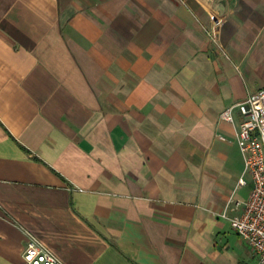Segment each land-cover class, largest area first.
<instances>
[{
	"label": "crops",
	"instance_id": "crops-1",
	"mask_svg": "<svg viewBox=\"0 0 264 264\" xmlns=\"http://www.w3.org/2000/svg\"><path fill=\"white\" fill-rule=\"evenodd\" d=\"M261 89L264 0H0V264H255L219 115Z\"/></svg>",
	"mask_w": 264,
	"mask_h": 264
},
{
	"label": "built area",
	"instance_id": "built-area-1",
	"mask_svg": "<svg viewBox=\"0 0 264 264\" xmlns=\"http://www.w3.org/2000/svg\"><path fill=\"white\" fill-rule=\"evenodd\" d=\"M233 109L241 120L234 136L242 156L244 171L236 188L246 185L244 175L251 181L245 203L228 199L221 217L228 219L227 210L241 208L239 216L229 218L231 229L246 243L255 264H264V89L249 93L241 102L226 108L219 115L221 121L234 122ZM24 264H65L45 245L30 236L22 254Z\"/></svg>",
	"mask_w": 264,
	"mask_h": 264
},
{
	"label": "rangeland",
	"instance_id": "rangeland-1",
	"mask_svg": "<svg viewBox=\"0 0 264 264\" xmlns=\"http://www.w3.org/2000/svg\"><path fill=\"white\" fill-rule=\"evenodd\" d=\"M243 171H244V168H243ZM242 175H243V173H242ZM241 175V176H242ZM244 179H245V181H246V183H247V185H246V187H244V188H247V186L249 185V183H250V178H249V176L248 175H244Z\"/></svg>",
	"mask_w": 264,
	"mask_h": 264
}]
</instances>
